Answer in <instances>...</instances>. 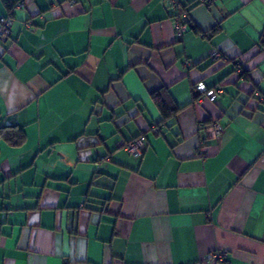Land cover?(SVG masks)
<instances>
[{
	"label": "crops",
	"instance_id": "obj_1",
	"mask_svg": "<svg viewBox=\"0 0 264 264\" xmlns=\"http://www.w3.org/2000/svg\"><path fill=\"white\" fill-rule=\"evenodd\" d=\"M176 2L0 0V264H264V0Z\"/></svg>",
	"mask_w": 264,
	"mask_h": 264
},
{
	"label": "built area",
	"instance_id": "obj_2",
	"mask_svg": "<svg viewBox=\"0 0 264 264\" xmlns=\"http://www.w3.org/2000/svg\"><path fill=\"white\" fill-rule=\"evenodd\" d=\"M75 2V0H68V3L72 5ZM201 3L204 5H209L210 0H200ZM23 5L22 1L18 2L16 4V7H21ZM171 6L173 7H178V3L176 0H171ZM188 16L187 15H181L176 17L175 21V33L176 37L180 38L183 34V32L187 29V24H188ZM12 23V17L9 15L1 16L0 17V36H4L5 34L8 33V27ZM222 55L221 51L217 48H212L209 52V56L212 60H216L220 58ZM238 71L242 70V64L237 63L236 65ZM194 91L198 92L200 94L204 93H209L212 94L213 91L209 90L207 87H205L202 84H197L194 87ZM215 92H222V87L217 86L215 89ZM205 132L211 134L212 136H217L221 131H222V126L217 123V122H211L208 124H205L202 126ZM154 131L157 132L156 128H153ZM116 146L118 148L124 149L130 156L134 158H139L142 156L144 150H145V136L144 133H140L136 137L130 139V140H125V139H119L116 143ZM103 159H107V157H102ZM227 252L225 250H216V251H211L208 252L204 259L209 262H222L226 260Z\"/></svg>",
	"mask_w": 264,
	"mask_h": 264
},
{
	"label": "trees",
	"instance_id": "obj_3",
	"mask_svg": "<svg viewBox=\"0 0 264 264\" xmlns=\"http://www.w3.org/2000/svg\"><path fill=\"white\" fill-rule=\"evenodd\" d=\"M22 0H1L3 6L8 10V12H13L16 8V4ZM154 101L163 116V121L173 117L176 112L175 106H170L172 101L170 100V95L166 91H157L153 94ZM169 101V102H168ZM170 104V105H169ZM7 136V140L13 144L16 139L19 141L23 138V132L21 129H16L15 127H0V136Z\"/></svg>",
	"mask_w": 264,
	"mask_h": 264
}]
</instances>
